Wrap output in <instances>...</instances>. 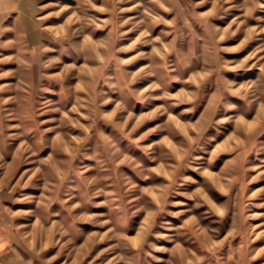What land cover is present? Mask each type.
Here are the masks:
<instances>
[{"label": "rangeland", "instance_id": "obj_1", "mask_svg": "<svg viewBox=\"0 0 264 264\" xmlns=\"http://www.w3.org/2000/svg\"><path fill=\"white\" fill-rule=\"evenodd\" d=\"M0 264H264V0H0Z\"/></svg>", "mask_w": 264, "mask_h": 264}, {"label": "crops", "instance_id": "obj_2", "mask_svg": "<svg viewBox=\"0 0 264 264\" xmlns=\"http://www.w3.org/2000/svg\"><path fill=\"white\" fill-rule=\"evenodd\" d=\"M7 2V1H6ZM5 4V3H4Z\"/></svg>", "mask_w": 264, "mask_h": 264}]
</instances>
